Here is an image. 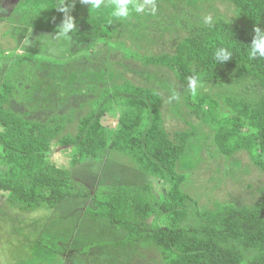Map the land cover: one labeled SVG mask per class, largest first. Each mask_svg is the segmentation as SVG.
I'll return each instance as SVG.
<instances>
[{
    "label": "trees",
    "instance_id": "16d2710c",
    "mask_svg": "<svg viewBox=\"0 0 264 264\" xmlns=\"http://www.w3.org/2000/svg\"><path fill=\"white\" fill-rule=\"evenodd\" d=\"M227 1L242 23L192 22L174 53L143 60L171 70L183 83L187 107L212 128L220 155L246 152L264 172V58H249L255 27L264 29V0ZM153 4L156 8L157 0ZM112 31L111 25L102 26L104 35ZM221 47L232 52L228 61L216 60ZM1 54L0 194L9 208L30 213L87 198L90 220H107L128 232L119 245H151L165 264H264V203L199 207L184 189L187 174L179 171L193 134L170 135L157 89L128 79L92 84L86 90L94 97L78 122L70 114L30 120L11 108L15 86L3 77ZM193 78L199 82L195 94L189 87ZM110 113L116 114V127L105 124ZM54 143L70 149L68 166L51 160ZM108 151L129 158L162 186L118 184L92 191L74 178L76 167L88 160L102 163Z\"/></svg>",
    "mask_w": 264,
    "mask_h": 264
},
{
    "label": "rangeland",
    "instance_id": "374dc122",
    "mask_svg": "<svg viewBox=\"0 0 264 264\" xmlns=\"http://www.w3.org/2000/svg\"><path fill=\"white\" fill-rule=\"evenodd\" d=\"M157 2L155 14L149 4L144 13L133 12L121 21L111 16L109 0L95 12L81 0H65L75 22L66 39L56 36L64 19L57 8L61 0H0L2 73L15 86L11 108L30 120L70 114L76 123L94 97L86 90L89 85L102 87L128 79L155 88L163 97L161 108L170 135L193 134L179 171L187 174L184 189L199 207L264 203V172L246 152L232 158L220 155L212 128L187 107L183 83L171 70L143 60L174 53L192 22L207 24L211 17V22L242 23L235 6L227 0ZM106 23L113 28L111 36L102 32ZM115 117L108 114L105 124L116 127ZM50 153L55 163L68 166L70 149L54 143ZM103 158L102 163L88 160L76 167L74 178L92 191L118 184L162 186L157 178L137 171L125 156L108 151ZM89 202L70 198L54 209L22 213L9 208L0 194V264H165L151 245H119L128 232L107 220H90L85 214Z\"/></svg>",
    "mask_w": 264,
    "mask_h": 264
},
{
    "label": "clouds",
    "instance_id": "9594fccd",
    "mask_svg": "<svg viewBox=\"0 0 264 264\" xmlns=\"http://www.w3.org/2000/svg\"><path fill=\"white\" fill-rule=\"evenodd\" d=\"M82 4L90 6L92 11H99L102 5H105L106 0H81ZM111 6V16L117 20H128L132 13H144L146 5L153 4V0H109ZM59 11L64 13L62 24L58 28L57 38H70L68 33L75 30L74 18L69 15V6L65 4V0H61V4L57 7ZM152 13L155 14V6L153 4ZM206 23H211V17L206 18ZM254 37L250 44L249 58L255 59L257 56L264 58V29L255 27ZM216 60L228 61L232 58V52L224 47L219 48L215 53ZM199 82L193 78L190 80V90L193 94L196 93Z\"/></svg>",
    "mask_w": 264,
    "mask_h": 264
}]
</instances>
